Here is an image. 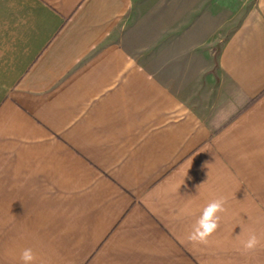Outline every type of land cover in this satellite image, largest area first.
<instances>
[{
    "label": "crops",
    "instance_id": "obj_1",
    "mask_svg": "<svg viewBox=\"0 0 264 264\" xmlns=\"http://www.w3.org/2000/svg\"><path fill=\"white\" fill-rule=\"evenodd\" d=\"M26 248L264 264V0H0V264Z\"/></svg>",
    "mask_w": 264,
    "mask_h": 264
},
{
    "label": "clouds",
    "instance_id": "obj_2",
    "mask_svg": "<svg viewBox=\"0 0 264 264\" xmlns=\"http://www.w3.org/2000/svg\"><path fill=\"white\" fill-rule=\"evenodd\" d=\"M224 197H219L210 201L201 212V215L196 220L191 232L188 234L187 239L193 243H207V238L211 236L219 227L221 217L218 213L226 211L224 205L226 204ZM261 243L255 231L248 234L246 240L242 242L243 249L247 251L255 250ZM23 264H33L36 257L31 248H26L20 255Z\"/></svg>",
    "mask_w": 264,
    "mask_h": 264
},
{
    "label": "rangeland",
    "instance_id": "obj_3",
    "mask_svg": "<svg viewBox=\"0 0 264 264\" xmlns=\"http://www.w3.org/2000/svg\"><path fill=\"white\" fill-rule=\"evenodd\" d=\"M243 2H244V6L246 5V7L247 6H249L250 4H252V2L254 1V0H242ZM232 18V15L231 14H228L227 16H226V18H224V17H221V23L220 24H218V22L217 23H215V26H219V25H222L223 23H225V21L226 20H224V19H227V20H229V19H231ZM219 34H220V32L218 31V29H216V31H214V32H212V40H215V38H216V36L217 37H219ZM204 38V35H203V32L202 31H200V32H195V41H199L200 42V40H202ZM205 48V47H204ZM218 48H219V44L218 45H213V43H212V45H211V47L209 46V47H207V49H212V52L214 53V54H216V51L218 50ZM132 49H134V48H132ZM135 50V49H134ZM201 53V51H200V49H197L196 48V56H199L198 54H200Z\"/></svg>",
    "mask_w": 264,
    "mask_h": 264
}]
</instances>
